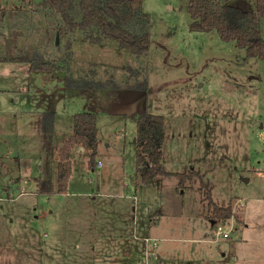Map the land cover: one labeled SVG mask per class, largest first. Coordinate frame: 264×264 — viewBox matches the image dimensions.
<instances>
[{
  "label": "rangeland",
  "instance_id": "obj_1",
  "mask_svg": "<svg viewBox=\"0 0 264 264\" xmlns=\"http://www.w3.org/2000/svg\"><path fill=\"white\" fill-rule=\"evenodd\" d=\"M39 1L0 0V264H139L143 241L128 237L135 225L157 239L150 249L163 264H264V59L247 58L215 29H193L187 0H143L151 44L142 59L81 31L68 50L67 35H56V46L47 42L55 18ZM228 1L255 7V0ZM260 27L264 38V17ZM25 48L71 76L114 79L117 96L110 88L67 87L68 71L9 60ZM127 67L148 76L146 90ZM147 108L164 116L165 169L198 170L218 204L232 203L230 219L212 227L196 178L140 182L134 138ZM90 110L103 166L92 168L87 151H72L66 191L39 194L36 178L57 184L59 148L75 114ZM48 111L56 128L44 139ZM219 226L230 237L216 235Z\"/></svg>",
  "mask_w": 264,
  "mask_h": 264
},
{
  "label": "trees",
  "instance_id": "obj_2",
  "mask_svg": "<svg viewBox=\"0 0 264 264\" xmlns=\"http://www.w3.org/2000/svg\"><path fill=\"white\" fill-rule=\"evenodd\" d=\"M30 6L36 0H23ZM188 11L192 18L191 27L197 30H217L224 41H235L239 48L246 50L247 58L264 59V38L261 34L260 21L264 17V0H255V7L244 9L231 4L228 0H187ZM143 0H41L42 6L50 10L55 21V36L50 35L47 42L57 45L56 35L70 37V50L74 40L72 35L85 32L92 43L101 41L116 42L120 48L129 51L137 59L147 56L150 44V15L142 10ZM6 9L2 8L4 13ZM72 54V51H68ZM0 60H3L0 58ZM10 61L29 64L31 70L68 71L59 61L44 60L34 51L25 48L10 55ZM137 80L135 87L146 90L148 76L140 70L127 67ZM133 70L135 72H133ZM133 72V73H132ZM148 73V66L145 65ZM143 76L142 81L139 76ZM68 76V77H67ZM67 87L80 90L106 88L110 97L117 96V85L110 87L114 79L96 81L88 77L67 74ZM137 124V177L143 184H160L164 175L175 174L182 180L196 178L203 191V200L210 211L209 221L212 227L217 223L230 219L233 213L232 203L218 204L212 194L213 185L204 179L198 170L190 168L187 172H169L162 161L164 143V116L162 113L143 110L136 118ZM44 139L55 132V112H44L42 118ZM97 112L83 111L76 113L72 133L59 148L57 163V184L50 178L37 179V192L44 196H52L67 189L72 171L69 153L77 146L83 147L89 156V165L97 166L96 155L99 145Z\"/></svg>",
  "mask_w": 264,
  "mask_h": 264
},
{
  "label": "built area",
  "instance_id": "obj_3",
  "mask_svg": "<svg viewBox=\"0 0 264 264\" xmlns=\"http://www.w3.org/2000/svg\"><path fill=\"white\" fill-rule=\"evenodd\" d=\"M102 166V161H97V167L100 168ZM224 236L225 238L230 237V231H221V226L218 227V230L216 231V235ZM135 238H139L143 241V255L139 259V264H153V259L156 258V250L152 248V245L157 247V239L151 236H137L135 235Z\"/></svg>",
  "mask_w": 264,
  "mask_h": 264
},
{
  "label": "crops",
  "instance_id": "obj_4",
  "mask_svg": "<svg viewBox=\"0 0 264 264\" xmlns=\"http://www.w3.org/2000/svg\"><path fill=\"white\" fill-rule=\"evenodd\" d=\"M42 118H43V116H42ZM41 125H42V122H41ZM55 128H56V122H55ZM99 129V128H98ZM99 131V130H98ZM54 134V133H53ZM53 134H51V136H53ZM136 134H137V132H136ZM70 136V135H69ZM68 136V137H69ZM67 137V138H68ZM135 137H136V135H135ZM135 139V138H134ZM134 143H135V145H136V141L134 140ZM72 151H86L84 148L82 149V147H77V148H74ZM71 151V152H72ZM71 152L69 153V157H70V160H71ZM98 160H101L100 158L98 159ZM102 161V160H101ZM71 163H72V160H71ZM102 166H103V161H102ZM101 166V167H102ZM97 167V166H96ZM100 167V168H101ZM41 177V176H40ZM22 179V178H21ZM19 180V184L22 182V180ZM37 179H38V177L36 178V184H37ZM29 184H31V182H29ZM23 193V191L22 192H20V194H22ZM109 194V193H108ZM150 210V208H148V211ZM149 213H150V211H149ZM161 214V213H160ZM149 217H150V215H149ZM159 217H157V220H159L158 219ZM129 224H131V223H129ZM140 229H138V228H136V225L135 226H133L132 227V231L130 232V234L128 235V237H129V241L130 242H133L134 240H141V239H139V238H135V235H137V236H141L140 234H144V232H142V231H139ZM133 233V234H132ZM146 236H148V235H146ZM135 249V250H134ZM134 249H133V251L134 252H132L133 254L132 255H135V253L136 252H139L138 251V246L136 247V245L134 246ZM223 256L225 257V259L226 260H229L230 259V255H226L225 253L223 254ZM229 258V259H228ZM155 261H153V264H163V262L159 259V257L157 256V258L156 259H154Z\"/></svg>",
  "mask_w": 264,
  "mask_h": 264
},
{
  "label": "water",
  "instance_id": "obj_5",
  "mask_svg": "<svg viewBox=\"0 0 264 264\" xmlns=\"http://www.w3.org/2000/svg\"><path fill=\"white\" fill-rule=\"evenodd\" d=\"M57 42H58V37H57ZM135 141L137 140V137H135V139H134ZM82 149H83V147H82Z\"/></svg>",
  "mask_w": 264,
  "mask_h": 264
}]
</instances>
